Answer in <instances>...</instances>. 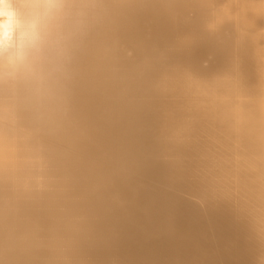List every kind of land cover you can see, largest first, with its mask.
I'll use <instances>...</instances> for the list:
<instances>
[{
  "label": "bare ground",
  "instance_id": "obj_1",
  "mask_svg": "<svg viewBox=\"0 0 264 264\" xmlns=\"http://www.w3.org/2000/svg\"><path fill=\"white\" fill-rule=\"evenodd\" d=\"M85 2L0 88V264H264V0Z\"/></svg>",
  "mask_w": 264,
  "mask_h": 264
},
{
  "label": "clouds",
  "instance_id": "obj_2",
  "mask_svg": "<svg viewBox=\"0 0 264 264\" xmlns=\"http://www.w3.org/2000/svg\"><path fill=\"white\" fill-rule=\"evenodd\" d=\"M86 12L85 0H0V88L54 91Z\"/></svg>",
  "mask_w": 264,
  "mask_h": 264
}]
</instances>
